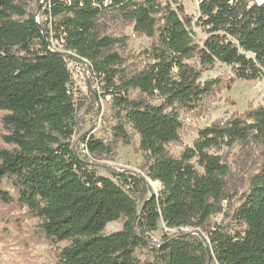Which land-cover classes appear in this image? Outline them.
Wrapping results in <instances>:
<instances>
[{
	"label": "trees",
	"instance_id": "trees-1",
	"mask_svg": "<svg viewBox=\"0 0 264 264\" xmlns=\"http://www.w3.org/2000/svg\"><path fill=\"white\" fill-rule=\"evenodd\" d=\"M33 2L39 10L46 5L50 20H38ZM109 14L151 38L142 67L126 68L118 49L126 36L100 30L99 18ZM52 39L63 40L65 51L53 50ZM71 58L88 59L90 79L105 82L113 137L131 144V126L144 173L113 170L115 180L81 153L82 142L92 156L112 149L90 135L94 128L74 138ZM218 62L235 78L202 83L203 72ZM262 78L264 0H199L197 18L181 0H0V111L4 141L12 146L0 149V200L39 217L49 242H70L53 264H143L138 250L153 253L157 264H264V104L200 129L178 156L167 149L182 140V115L200 112L236 79ZM235 147L256 163L232 228L212 218L224 212L232 173L221 152ZM147 179L160 182L158 193ZM119 220L121 229L105 233ZM160 222L194 230L165 233L155 243L151 232Z\"/></svg>",
	"mask_w": 264,
	"mask_h": 264
},
{
	"label": "rangeland",
	"instance_id": "rangeland-1",
	"mask_svg": "<svg viewBox=\"0 0 264 264\" xmlns=\"http://www.w3.org/2000/svg\"><path fill=\"white\" fill-rule=\"evenodd\" d=\"M186 11L197 18L199 16V0H181ZM43 9L35 2L31 4V11L37 12L39 21L50 20ZM98 26L104 34L126 36L127 43L118 49L122 53L128 69L142 67L146 62L145 51L151 45V38L134 33L132 25H126L114 14L103 15L98 20ZM197 40L203 39L205 34L195 27ZM56 42V41H55ZM222 78L224 82H230L235 78L232 68L220 62L211 69L203 72L200 81L204 83L210 79ZM77 120L78 128L74 138H78L85 132L95 128L91 134H95L105 143L109 144L112 152L92 156L90 162L102 175L117 180L113 170H131L138 173L145 172L146 159L140 149L139 136L135 134L131 126H127L132 136L131 144L115 140L112 133V125L116 123L111 110L112 102L104 98L105 82L96 78L90 79L88 68L84 75L76 77ZM137 93L134 92L133 95ZM152 103L158 99H148ZM264 104V78L255 81L236 79L231 87H225L215 93L206 101V106L194 115H182L183 130L182 140L179 143H171L167 146L168 152L178 156L184 145H193L199 130L209 126L215 121L226 120L233 114L244 113L250 108ZM100 108V109H99ZM4 111H0V149L12 148L4 141L5 128L2 123ZM232 166V173L228 178L226 189L227 199L223 202L224 212L214 215L213 225L236 227L234 210L240 204L243 193L247 190L249 173L255 169L256 160H244L239 156L240 147L221 152ZM151 191L158 193L161 184L147 179ZM150 195V192L148 193ZM123 221H114L107 225L105 233H112L121 229ZM193 227H187V231H193ZM164 224L160 222L157 231L151 232V237L162 239L165 234ZM207 235L206 232H204ZM69 241L59 243L49 242L42 228V220L27 207L17 202L6 203L0 200V264H53L56 262L60 250L69 245ZM137 254L143 264H157L156 257L147 250H138Z\"/></svg>",
	"mask_w": 264,
	"mask_h": 264
},
{
	"label": "built area",
	"instance_id": "built-area-1",
	"mask_svg": "<svg viewBox=\"0 0 264 264\" xmlns=\"http://www.w3.org/2000/svg\"><path fill=\"white\" fill-rule=\"evenodd\" d=\"M258 1L261 2V0H258ZM51 42H52L51 46H52L53 50L60 51V52H64L65 51L63 49V45H62L63 40L57 41V40H53L52 39ZM68 64H69V68H70L71 73H72V78H73V80H75L78 75H84V72H86V68H88V65L90 64V62L86 58H81V59L71 58V59L68 60ZM106 98L108 100H111V95L110 94L106 95ZM90 135H92V134H90ZM80 151H81V153L84 156H88L89 159L92 157V155L90 154V152L88 150V146H87L86 142H82L80 144ZM164 229H165V232L168 233V234H173V233L178 232L180 230L187 231V227L168 228L165 225H164ZM152 240L155 243H159L160 242V239L156 238L155 236H152Z\"/></svg>",
	"mask_w": 264,
	"mask_h": 264
},
{
	"label": "water",
	"instance_id": "water-1",
	"mask_svg": "<svg viewBox=\"0 0 264 264\" xmlns=\"http://www.w3.org/2000/svg\"><path fill=\"white\" fill-rule=\"evenodd\" d=\"M198 5H199V3H198Z\"/></svg>",
	"mask_w": 264,
	"mask_h": 264
}]
</instances>
